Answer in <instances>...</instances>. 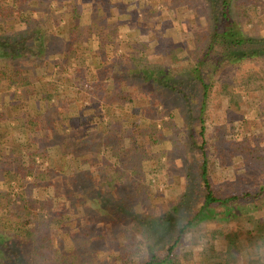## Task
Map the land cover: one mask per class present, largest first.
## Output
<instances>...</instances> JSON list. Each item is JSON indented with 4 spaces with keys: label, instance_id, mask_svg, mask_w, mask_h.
<instances>
[{
    "label": "rangeland",
    "instance_id": "obj_1",
    "mask_svg": "<svg viewBox=\"0 0 264 264\" xmlns=\"http://www.w3.org/2000/svg\"><path fill=\"white\" fill-rule=\"evenodd\" d=\"M212 4V0H80L82 40L74 43L71 66L65 69L58 49H50L47 57L28 51L29 61L41 60L30 82L36 86L43 78L49 98L38 95L43 89L36 88L37 94L29 93L25 99L0 89V156L16 155L25 163L34 157L37 164L35 175L25 181L29 185L35 177L37 185L23 188L13 182V199L28 205L36 200L37 210L53 218L49 231L59 234L69 261L122 264L125 235L137 246L147 245L145 229L153 234L158 252L164 253L171 225L199 210L205 194L199 176L204 158L199 146L204 140L199 121L202 92L190 70L211 40ZM233 4L237 28L264 36V0H233ZM50 5L52 17L46 25L40 22L43 29L35 36L40 42L56 36L68 39L72 19L61 14L57 0ZM104 13L107 26L88 35L84 27ZM10 28L26 27L16 22ZM103 41L108 42L107 50H113L114 60L107 61L110 68L100 75L95 62L101 60L99 52L104 50H97ZM88 47L95 52L93 60ZM223 49L217 44L201 65L209 84L204 113L209 174L221 195L246 191L253 195L207 208L206 217L187 229L167 264H259L249 250L259 254L264 249V56L220 61L214 53ZM32 62L27 63L29 68L35 65ZM162 67L177 82L186 81L191 106L182 94L148 79L151 70ZM142 69L145 75L139 74ZM6 83L0 81V88ZM154 127L159 141L148 135ZM108 134L113 135V147L95 144ZM11 147L15 150L8 152ZM0 187H9L3 178ZM128 196L137 216L120 209L119 200ZM174 207L179 215L161 223V236H154L147 221ZM46 227L41 222L39 231ZM51 245L43 251L48 260L41 253L24 263L59 264L53 260V240Z\"/></svg>",
    "mask_w": 264,
    "mask_h": 264
},
{
    "label": "trees",
    "instance_id": "obj_2",
    "mask_svg": "<svg viewBox=\"0 0 264 264\" xmlns=\"http://www.w3.org/2000/svg\"><path fill=\"white\" fill-rule=\"evenodd\" d=\"M51 1L53 0H0V62H4V64L0 63V81L7 80V83L4 84L5 86L0 89H7L11 95H21L25 99L28 95H30L29 93L37 94V91L35 90L37 88L40 90L43 89L42 91L39 90L40 92L38 95L41 93L43 98H49V87L46 82H43L44 80H42V77H40L42 79L39 80V84H36V86H33L30 82V74L33 73V69L36 65H39L38 63H40L41 60L36 63L29 61L28 59H31V57L29 56L28 51H32L34 49V55L38 56L42 55L44 52L47 57L48 55H51V52H49L50 49L52 50L54 48L55 52L56 49H58L57 54L62 56V60L60 58V62L64 64L65 69L72 65V57L75 55L76 50L74 43L75 41L82 40L78 32L81 28V15L79 7L80 0H69L70 2L57 0L59 2V7H61L59 8L61 10V14L70 16L72 19V26L68 30L69 38L67 39L56 36L53 41L40 42L39 37L35 35L37 33L39 34V32L43 29V27L40 26V22L43 21L46 25L47 20L52 17L51 13L54 9L50 5ZM253 1L257 2V0ZM212 2L214 9V23L210 32L211 40L200 57L197 66L190 70V73L199 81V85L201 87L200 91L202 92V99L199 104V121L201 123L200 133L204 137V140L199 146L202 150L204 158L200 165L199 176L205 192L203 202L197 212L189 215L186 219L183 218V221L178 218L176 219V222L171 225L173 226L170 230L172 231V234L166 241L164 253L158 252L159 248L157 243L151 239L153 234L149 231L146 232L145 229L143 231V235L145 240H147V248L150 255L147 258L141 256L137 260L135 258L139 256L138 248L140 245L137 246V243L128 241L131 239V236L125 235L124 238H127L128 236V239L126 243H124V248L120 251L122 264H167L170 261L175 248L181 242L187 229H189L196 220L201 217H206L204 213L207 208L215 205L238 203L244 199H248L250 196L252 197L253 195L250 191L227 196L221 195L216 191L211 181L207 152L205 149L207 141L205 138L206 126L204 117L207 105L206 99L209 94V84L203 76V69L201 68V65L205 62L207 57H211V55H213L212 53L214 47L217 44L223 45L224 48L223 51L214 53L220 61L222 59L240 60L255 56H264V36L248 35L237 28V24L234 19L235 9H233V0H212ZM67 9L70 10L67 11ZM108 11L110 12V10ZM44 15L47 16L44 17ZM16 22H22L25 24L26 28L22 31H15L14 28H10ZM107 23L108 17L106 13H104L98 16L95 23L88 24L84 28L88 35H92L93 33H97L101 29L105 28ZM10 30L14 31L10 32ZM47 31L48 30H45L46 34ZM32 35L36 37V41H33L36 45L31 42ZM107 44L108 42L106 41L101 42L97 50H104V52H99L101 58L100 62H95L96 68L100 66L98 67L100 75H103L104 71H107L110 68V64L105 65L107 61L109 59L114 60L113 50L111 49V52L107 50ZM57 45L59 48H57ZM37 46L39 49H35ZM86 51L88 56L92 55L90 58L93 60V53H95L93 49L88 47ZM30 62L35 64L31 68H29L27 64ZM101 67L104 69H100ZM53 68H55V63ZM79 72L81 74L79 76L83 78V71ZM145 72L146 70L142 69L139 71V74L145 75ZM99 74L95 73V76L98 79H100ZM148 79L162 88L182 94L191 106L188 94L184 91L186 90L184 88L186 81H181L179 83V81L177 82L173 77L167 76L163 67L151 70L148 74ZM94 85L97 87L100 84L96 82ZM15 105L16 104L13 106ZM13 106L12 108H14ZM16 106H18V104ZM158 132L159 131H157L155 127L153 131H150V134H148L145 129L142 131V133H147L150 136L151 141L160 140ZM112 140L113 135L108 134V136L103 138V140H100V138L99 140L96 139L95 144L100 143V145L109 147L113 145ZM14 150L15 148L11 147L8 152ZM29 161V163H25L23 160H19L16 155L13 159H7L0 156V178H3L9 185L7 189L0 187V212H2L0 214V220H4V222L0 224V264L30 263L31 261H27V259H30L31 255L41 253V256L48 260L47 252L44 253L43 251L45 250L44 247H49L51 249L52 240L54 242L53 249L55 254V258L53 260L61 261L59 264H75V262L69 261V257L65 253V249L61 247L62 242L59 240V234L53 235L52 232L49 231V225L50 222L53 221V218H51V216L49 217V215L43 210H37L36 200H33V203L29 202L28 205L24 201H21V204H17V202L14 201L15 199H13L14 195L12 192L15 189L13 182L16 181L17 184L19 183V185H24L23 188L25 186L27 188H32L37 185V179L35 177L34 181L32 180L29 185L25 183L27 177L35 175V170H37L36 159L33 157ZM131 190L132 189L130 188L128 192ZM262 190L264 189L262 188ZM110 193L111 192L108 194ZM97 199L99 202L102 201L100 195H98ZM119 201L121 204L120 209L123 208L129 215L133 214L137 216V213L133 210L129 196ZM106 202H110L109 198H107ZM101 203L102 202H100V204ZM106 206L109 207L107 204ZM178 210L179 209L177 207H174L172 211L147 221V224L153 229L154 236H161V231H163L159 228L161 223L163 225L170 223L176 214L179 215ZM5 216L7 217L6 219ZM41 222L45 223L47 226L45 232L43 233L39 231V224ZM29 223H32V225L34 224L35 226H28ZM55 242L57 243V246H55ZM27 244H36V247L34 250H31L30 248L27 249Z\"/></svg>",
    "mask_w": 264,
    "mask_h": 264
},
{
    "label": "clouds",
    "instance_id": "obj_3",
    "mask_svg": "<svg viewBox=\"0 0 264 264\" xmlns=\"http://www.w3.org/2000/svg\"><path fill=\"white\" fill-rule=\"evenodd\" d=\"M198 247V246H197ZM202 250V249H201ZM139 256H137L135 259H139L141 256L147 258L150 253L148 251L146 244H141L138 248ZM249 255L252 260H258L259 264H264V249H261L259 254H257L254 250H249Z\"/></svg>",
    "mask_w": 264,
    "mask_h": 264
},
{
    "label": "crops",
    "instance_id": "obj_4",
    "mask_svg": "<svg viewBox=\"0 0 264 264\" xmlns=\"http://www.w3.org/2000/svg\"><path fill=\"white\" fill-rule=\"evenodd\" d=\"M9 129V128H8ZM9 131V130H8Z\"/></svg>",
    "mask_w": 264,
    "mask_h": 264
}]
</instances>
